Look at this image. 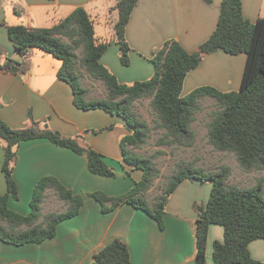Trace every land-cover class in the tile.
Here are the masks:
<instances>
[{"label":"trees","instance_id":"16d2710c","mask_svg":"<svg viewBox=\"0 0 264 264\" xmlns=\"http://www.w3.org/2000/svg\"><path fill=\"white\" fill-rule=\"evenodd\" d=\"M138 1L117 0L114 8L117 12L114 38L119 47L120 63L125 67L129 65L130 51L125 40V28ZM7 35L20 56L28 50H40L61 62L57 77L71 87L76 108L102 110L124 120L129 134L120 141L122 161L132 171H140L142 175L123 195L89 194L100 205L103 214L129 205L147 214L163 230L165 206L176 188L186 179L208 183L211 191L206 204L193 205L197 218L194 229L196 253L192 264H206L210 226L223 228V240L213 243V264H264L254 260L249 251L251 242L264 240L263 180L251 187L233 186L229 184L231 169L228 166L206 171L195 167L192 162L180 161L150 203L147 194L158 178L159 170L153 160L155 156L135 152L146 144L150 128L134 111L135 102L151 99L155 129L162 132L156 145L190 148L196 140L192 123L201 111L200 102L211 99L217 109L206 125L208 143L215 151L233 154L243 172L263 171L264 19L250 23L243 16L241 0H222L215 30L196 52L188 53L177 42L168 41L150 58L154 69L152 77L132 84L119 83L101 64L108 43L95 37L93 20L83 8L74 9L48 29H28L16 25L7 28ZM217 51L231 56H246L239 89L222 92L212 86H201L183 95L188 73L200 65L204 55ZM9 65L5 63L0 69L9 68ZM21 68L25 69L24 65ZM83 73L102 84L104 98L88 99L89 91L82 83ZM112 127L91 132L98 133ZM36 139H46L57 147L84 155L91 174L109 179L116 177L114 169L107 165L103 156L91 147L83 146L77 138L63 137L49 129L45 122L31 120L30 126L14 130L0 119L3 148L1 172L6 184L5 194L0 195V240L14 246L53 239L57 225L77 216L83 205V196L74 195L53 177H43L33 188L28 214L21 215L9 209V199L18 200V188L13 177L17 148L22 142ZM50 193L64 209L42 214V204ZM92 261L93 264H131L126 244L117 239L94 253Z\"/></svg>","mask_w":264,"mask_h":264},{"label":"crops","instance_id":"0c3cea01","mask_svg":"<svg viewBox=\"0 0 264 264\" xmlns=\"http://www.w3.org/2000/svg\"><path fill=\"white\" fill-rule=\"evenodd\" d=\"M221 1L139 0L125 28L130 49L129 65L125 67L120 63L114 38L117 0H0V66L10 63L9 68L0 69V119L14 130L30 126L31 120L45 122L63 137L77 138L83 146L97 151L107 165L119 166L116 177L109 179L91 174L84 155L46 139L22 142L13 171L18 200L10 198L9 209L28 214L33 188L43 177H53L74 195L83 196V205L77 216L57 225L53 239L22 246L0 240V264H93L92 255L115 239L126 244L131 264H192L197 218L193 205L206 204L211 185L184 180L167 200L163 230L147 214L129 205L103 214L100 205L88 195H123L142 175L122 161L120 141L129 134L124 120L102 110L76 108L71 87L57 77L61 62L40 50H30V60L23 63L8 38L7 28L23 25L28 29H48L74 9L83 8L93 20L95 37L108 43L101 64L119 83L132 84L152 77L150 58L166 42L175 41L186 52H196L216 28ZM241 7L250 23L264 19V0H241ZM245 61L244 54L231 56L217 51L204 55L200 65L186 76L182 94L201 86L237 91ZM110 125V130L91 132ZM2 163L0 142V195L6 192ZM221 240L223 228L210 226L206 264L212 258V244ZM249 251L254 260L264 263V240L251 242Z\"/></svg>","mask_w":264,"mask_h":264},{"label":"rangeland","instance_id":"374dc122","mask_svg":"<svg viewBox=\"0 0 264 264\" xmlns=\"http://www.w3.org/2000/svg\"><path fill=\"white\" fill-rule=\"evenodd\" d=\"M82 83L84 87L88 89V97L90 99H102L105 97V90L102 84L98 81L91 80L85 73H83ZM150 101L151 99H143L134 103V111L150 128L149 138L147 139L146 144L141 150H136L135 152L143 156H155L153 160L159 170V176L155 179L152 188L147 194V198L150 202H152L154 197L159 193V189L166 182V178L171 174L175 165L180 161L192 162L195 167L206 171L216 170L220 166H228L231 169L229 184L233 186L251 187L259 180H263L264 185V170L245 173L239 167L233 154L215 151L208 143L206 125L210 120L211 114L217 109L213 100L205 99L200 102L201 111L196 115L195 121L192 123V129L195 132L196 140L194 146L190 148L156 145L162 132L155 129L154 116L150 107ZM158 152L160 154L156 155ZM110 167L113 168L116 173L119 166L114 164ZM63 209V205L50 193L44 206L42 205L41 207V212L42 214H48L50 212H61ZM220 228L222 229V227ZM209 259L210 264H213L212 258Z\"/></svg>","mask_w":264,"mask_h":264},{"label":"built area","instance_id":"2783aa9c","mask_svg":"<svg viewBox=\"0 0 264 264\" xmlns=\"http://www.w3.org/2000/svg\"><path fill=\"white\" fill-rule=\"evenodd\" d=\"M30 56H31V54H30V50L26 51V52L24 53V55L22 56V61H23V62H27V61H29V60H30Z\"/></svg>","mask_w":264,"mask_h":264},{"label":"water","instance_id":"95a60500","mask_svg":"<svg viewBox=\"0 0 264 264\" xmlns=\"http://www.w3.org/2000/svg\"><path fill=\"white\" fill-rule=\"evenodd\" d=\"M12 70L15 72L16 69L14 68V69H12Z\"/></svg>","mask_w":264,"mask_h":264}]
</instances>
